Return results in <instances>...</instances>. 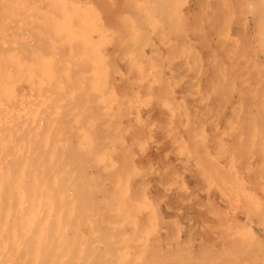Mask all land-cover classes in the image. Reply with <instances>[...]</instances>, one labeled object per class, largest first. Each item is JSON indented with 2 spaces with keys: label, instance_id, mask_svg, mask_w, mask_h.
Masks as SVG:
<instances>
[{
  "label": "bare ground",
  "instance_id": "1",
  "mask_svg": "<svg viewBox=\"0 0 264 264\" xmlns=\"http://www.w3.org/2000/svg\"><path fill=\"white\" fill-rule=\"evenodd\" d=\"M0 264H264V0H0Z\"/></svg>",
  "mask_w": 264,
  "mask_h": 264
}]
</instances>
